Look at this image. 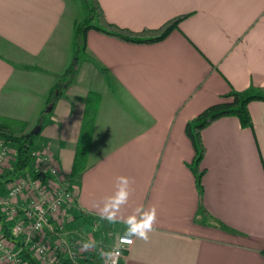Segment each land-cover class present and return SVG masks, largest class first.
Returning <instances> with one entry per match:
<instances>
[{"label": "crops", "instance_id": "obj_1", "mask_svg": "<svg viewBox=\"0 0 264 264\" xmlns=\"http://www.w3.org/2000/svg\"><path fill=\"white\" fill-rule=\"evenodd\" d=\"M97 2L109 24L136 33L185 19L154 44L88 31L76 73L63 79L62 97L38 130L73 62L78 19L71 0H0V118L22 124L15 136L35 133V149L54 159L62 179L72 176L86 100L99 95L75 181L76 207L98 223L105 246L93 264H104L100 252L118 246L123 219L140 206L155 207L154 231L148 242L133 237L121 264H264V102L248 104L251 128L223 117L201 131V190L186 134L231 93L264 89V0ZM14 162L11 155L0 165V177ZM119 176L129 179L130 196L110 224L93 204L102 206Z\"/></svg>", "mask_w": 264, "mask_h": 264}, {"label": "built area", "instance_id": "obj_2", "mask_svg": "<svg viewBox=\"0 0 264 264\" xmlns=\"http://www.w3.org/2000/svg\"><path fill=\"white\" fill-rule=\"evenodd\" d=\"M11 155L15 157L16 150L0 139V165ZM30 156L29 171L20 174L0 197L2 217L17 239L16 243L4 239L0 226V264H28L26 251L37 264H89L99 248L83 251L80 243L67 240L60 232L61 221L65 217L73 221L80 212L75 181L62 179L54 159L46 154L34 149ZM91 227L96 231L98 223L92 222ZM122 237L116 247L120 253L117 264L133 245L123 243Z\"/></svg>", "mask_w": 264, "mask_h": 264}, {"label": "trees", "instance_id": "obj_3", "mask_svg": "<svg viewBox=\"0 0 264 264\" xmlns=\"http://www.w3.org/2000/svg\"><path fill=\"white\" fill-rule=\"evenodd\" d=\"M88 7V17L82 22H76L74 24V59L70 67L66 70L64 76H62L60 84L56 86L50 92L46 108L43 110L39 123L38 130L44 127L45 119L52 114L55 103L62 97V81L64 78L73 76L76 73L78 65V56L86 50V35L88 31L95 30L107 36L116 38L120 41L130 44H154L165 40L174 30H176L181 21L185 17H179L173 19L156 30H144L142 32H132L130 30L121 29L115 25L109 24L103 15V12L97 2V0H83ZM229 102H222L207 108L201 114H199L191 123L186 127V134L191 140L195 157L192 164V171L196 178V185L198 190H201V178L202 172L199 171V164L205 153V148L201 142V131L210 126L215 121L223 117H236L241 126L244 128L252 127V120L248 113V104L251 102H264V89H252L247 93L238 94L231 93L228 97ZM99 105V95L96 93H90L86 100L85 117L81 128L80 138L77 144L76 155L73 164V171L71 178L77 181L81 173L85 169L86 159L90 147L91 134L94 127L95 117ZM17 122L12 120L0 118V139L6 144L14 145L16 148V156L13 170L6 176L0 177V195L5 191L3 186L8 183L14 182L16 178L22 174L31 163V152L35 149V141L37 135L35 133L22 134L15 136L12 133V125ZM11 176L14 178L12 179ZM39 177V175H37ZM3 196V195H2ZM1 197V196H0ZM76 222L80 221L83 224L94 222L89 215L78 212V216L74 219ZM0 226L4 239L9 242L16 243V238L10 233L9 225L5 224L4 218L0 211ZM17 245H20L17 243ZM28 264H37L29 254L24 252ZM89 264H93L90 261Z\"/></svg>", "mask_w": 264, "mask_h": 264}, {"label": "clouds", "instance_id": "obj_4", "mask_svg": "<svg viewBox=\"0 0 264 264\" xmlns=\"http://www.w3.org/2000/svg\"><path fill=\"white\" fill-rule=\"evenodd\" d=\"M130 196V181L125 176L116 178L115 192L104 199L102 206L93 204V207L99 209L101 220H106L110 224H115L120 219L121 209L128 203ZM125 225V233L121 238L123 243L131 245L133 237L145 242L149 240V233L154 231L156 222L155 207L144 210L142 206L136 207L131 215H128L122 221ZM95 241H88L82 244V250H95ZM119 248L111 251H101L100 255L104 259V264H117L119 257Z\"/></svg>", "mask_w": 264, "mask_h": 264}, {"label": "rangeland", "instance_id": "obj_5", "mask_svg": "<svg viewBox=\"0 0 264 264\" xmlns=\"http://www.w3.org/2000/svg\"><path fill=\"white\" fill-rule=\"evenodd\" d=\"M72 8L74 9V12L76 14V18L78 19V22L84 21L88 17V7L86 3L83 0H71ZM82 53L78 56V62L82 61ZM48 116L47 118H49ZM22 124L15 123L12 125V133L15 135H18V131L22 128ZM35 129V126L30 128V131H33ZM30 166L24 171L27 173L29 171ZM13 179L14 177L11 176ZM8 183L7 185H9ZM62 229L60 232L64 235V237L67 240H71L74 242L80 243V246L82 247V244L88 241H95L96 243V249L97 248H105L102 236L98 234V229L95 231L92 227L89 228H83L81 225L77 224L75 220H70V217H65L64 220L61 221ZM99 238V239H98ZM98 254L94 256L96 258ZM68 264V263H66Z\"/></svg>", "mask_w": 264, "mask_h": 264}, {"label": "water", "instance_id": "obj_6", "mask_svg": "<svg viewBox=\"0 0 264 264\" xmlns=\"http://www.w3.org/2000/svg\"><path fill=\"white\" fill-rule=\"evenodd\" d=\"M42 177H44L43 175H41Z\"/></svg>", "mask_w": 264, "mask_h": 264}]
</instances>
